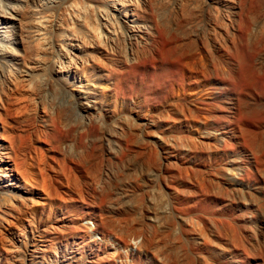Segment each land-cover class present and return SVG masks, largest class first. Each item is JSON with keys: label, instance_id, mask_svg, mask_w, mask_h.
I'll return each mask as SVG.
<instances>
[{"label": "rangeland", "instance_id": "374dc122", "mask_svg": "<svg viewBox=\"0 0 264 264\" xmlns=\"http://www.w3.org/2000/svg\"><path fill=\"white\" fill-rule=\"evenodd\" d=\"M31 1L0 0V264H264V119L249 126L250 136L240 130L239 144H225L243 155L242 175L227 152L166 154L140 125L168 119L179 104L194 108L200 128L209 123L201 107L212 92L208 58L192 27L221 32L226 9L206 16L209 0H164L180 22L171 40L178 54L169 73L157 75L150 48L134 47L136 58L122 41L132 57L120 73L101 51L121 32L122 8L111 0H60L48 11ZM145 1L132 0L139 8ZM190 2L198 3L194 15L184 14ZM260 16L241 11L232 26ZM72 38L81 47H69ZM34 75L47 82L39 76L30 89ZM88 87L104 110L91 104L83 119L61 92L86 97Z\"/></svg>", "mask_w": 264, "mask_h": 264}, {"label": "bare ground", "instance_id": "6f19581e", "mask_svg": "<svg viewBox=\"0 0 264 264\" xmlns=\"http://www.w3.org/2000/svg\"><path fill=\"white\" fill-rule=\"evenodd\" d=\"M92 1L99 4L102 0ZM163 1L164 0H147L144 2V6H141V8H139L137 7L136 2H132V0H111V2H113L115 5L121 6L122 8L120 11H118L119 14L116 16V21L121 24V32L116 33V31H119L114 29L116 30L114 32L115 35L109 37L108 41L105 44L107 48H99H101V51H103L105 56L108 58L109 63L114 68V70L119 73L121 70H124L122 68V65L126 63L125 60L129 56H126V53L128 52L123 51V49L125 48L122 47V45H124L122 43H125L127 41L126 44L128 43L127 46L130 47H128V49H131L132 56H134V47H140L142 49L147 48V50H149L148 48H150V54H152V56L154 57L155 62L158 63V67H156L157 64L155 65L157 75H162L161 73H169V70L167 71V69L170 67V63L172 64L171 61L178 54L175 50L176 48L171 45L172 34L179 28L180 22L178 23V19L174 18L173 14L169 12L172 11L170 9L171 7L169 8V10L167 6L162 8V6L164 5ZM209 1L211 7L208 5V11L204 10V13L206 12L205 15L209 13L211 14L210 10L212 11V8H215L214 6H223L224 9H226L225 15L230 16L227 17V23H221L223 25L222 27H220L221 32L219 33H215V27L213 28V26L209 23L205 25H200L201 23H199L192 27L194 29L197 40H199L203 49H205V52L207 53L206 56L208 58V77L209 82L212 85V92L210 91V100L207 102H202L201 107H203L208 114L207 117L210 119L209 123L205 127L200 128V125L198 126V119L196 120L197 115L194 113L193 107L190 106L191 108H187L186 106H183L184 104H179V106L175 104L178 108H176L175 105L172 106L175 107V111L173 115L169 117L170 119L168 117V119L162 117L144 118L141 121L140 125L143 127L146 135L153 134L152 136H154L156 142L164 148L166 154L174 155L175 157L186 155L189 157L193 156L197 158L211 156L214 154L220 155L222 153H225L226 155L227 152V157L229 154V156L233 158V160H230V162L233 163L235 170L238 171L239 175H242V173L248 171L247 164H245V162H243L244 160L241 159L243 155L238 156V154H230L228 151H226L227 149L224 148H226L225 144L228 141H234L239 144V140L241 139L239 137V132L241 133V131L243 132L241 135L243 136L244 134L243 137H245L246 135H252L253 133L251 132V130L253 128L251 130H249V128L252 127L251 125L253 124V122L257 119H264V0ZM31 2L32 6L36 5V7L39 6L41 9H43L42 11H48L52 8L58 9L62 7V3L64 1L61 2L60 0H46V3L45 0H32ZM48 3L52 6L50 7ZM75 4L77 3L75 2ZM196 7H198V3ZM196 7L194 6V2H192L189 6H187L184 14L189 15L190 13H193L192 15H194L195 9L198 10V8ZM164 8H167V10H165ZM241 11L242 13L246 12L247 14H249V16H253L256 13H262L263 17L260 16L262 19L258 17V20H256V22L254 21V25L249 24L250 22L248 23L239 20L241 27L239 26L240 28L234 29L233 27L235 25L232 26V24L236 23H234V21L238 20L236 19V16H238ZM227 13H229V15H227ZM46 21L38 23L40 28L46 29V27H48V23ZM153 26L155 28H153ZM212 31H214V34L211 33L213 35H211L210 37V33L208 34V32ZM68 40H70V43H76L75 45H69V47L71 46L73 47V49L81 47V45L79 44L80 39L74 40L72 38ZM125 50H127V48ZM136 51L138 50H135V52ZM144 54L148 57H151V55L149 56V54ZM146 56H143L141 58H144V60L146 61V59L148 58H146ZM78 57H80V55ZM129 58L127 59V61H129ZM77 59L81 63L82 61H84L83 58ZM155 62L153 61V63ZM44 63H46V61ZM59 63L61 64V70H72L74 74L80 75V73L77 71L79 66L71 67L73 65L72 62L65 63L62 62V60ZM76 63L77 61L74 64L76 65ZM145 63L148 64L147 61ZM145 63L144 66L142 65V70L147 73L148 70L145 66ZM49 64L50 63H48V65ZM150 64L151 61L148 65ZM53 66H49L50 69L48 67L46 68L51 71V77L54 81H56L55 77L53 76ZM224 67H227V71L224 69ZM39 76L34 75L28 79V82L30 83V89L33 88L35 83L38 82V84H40V80L45 79L47 82V76L45 78L43 76L41 77V75ZM38 77L40 78V80L37 81L36 78L38 79ZM31 80H34L35 83ZM43 82L44 81H42V83ZM48 83L50 85L53 82ZM48 83L47 85L45 84L47 87L49 86ZM42 85H44V83ZM58 85H60V83ZM43 88L46 87L44 86ZM86 90V97H77L72 93H68V91L66 90L61 92V94H64L63 103H67L66 100L68 98V103H70L69 101L71 99V101L74 103V106H71V104H69L72 107L69 109H72L73 111L75 110L74 112L76 113V115L83 119L87 117L85 115V110L91 107V104L95 105V109H98L96 112L104 110L103 106L99 105V102H96L97 95L95 92H93V88L88 87ZM208 90H210V88H208ZM82 109H84V111ZM83 112H85V114H83ZM261 124L263 125L264 123ZM249 152L245 150L244 156L249 157L251 155ZM110 153L112 154V150L110 151ZM256 173H258V171ZM238 184L239 183L237 182L233 185L235 190H239ZM252 186V184L248 185V187L250 188H252Z\"/></svg>", "mask_w": 264, "mask_h": 264}]
</instances>
